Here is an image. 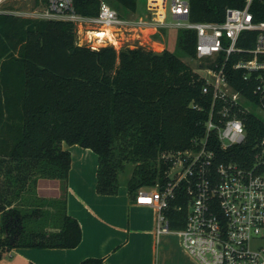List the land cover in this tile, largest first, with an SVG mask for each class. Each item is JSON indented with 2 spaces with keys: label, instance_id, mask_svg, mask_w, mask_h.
<instances>
[{
  "label": "trees",
  "instance_id": "16d2710c",
  "mask_svg": "<svg viewBox=\"0 0 264 264\" xmlns=\"http://www.w3.org/2000/svg\"><path fill=\"white\" fill-rule=\"evenodd\" d=\"M45 2V0H42ZM101 0H74L76 12L97 14ZM119 15L137 8V0H109ZM245 0H189L191 20L221 21L228 6ZM255 20H264V0H252ZM165 30V29H161ZM254 31H243L239 46L253 43ZM196 33L177 29L181 53L195 57ZM224 64L235 90L251 94L253 81ZM219 62H222L219 59ZM203 76L164 47L143 45L116 49L112 44H80L71 21L0 13V258L14 247H75L82 229L66 210V195L42 203L32 186L38 177L67 181L70 152L62 143L79 144L98 155L96 191L115 194L119 173L133 163L125 182L130 198L142 187L164 181V151L192 145L205 133L211 103L202 92ZM193 104L199 105V108ZM251 139L264 131L253 112L240 114ZM36 197V198H35ZM38 198H40L38 196ZM186 197L177 195L166 213L171 228L182 227ZM59 203L54 207L51 203ZM180 204L181 209L174 206ZM56 225H36L44 207ZM77 264H105L88 256Z\"/></svg>",
  "mask_w": 264,
  "mask_h": 264
},
{
  "label": "built area",
  "instance_id": "2783aa9c",
  "mask_svg": "<svg viewBox=\"0 0 264 264\" xmlns=\"http://www.w3.org/2000/svg\"><path fill=\"white\" fill-rule=\"evenodd\" d=\"M73 1L46 0L34 17L71 21L76 32L97 33L104 27H112V33L195 31L194 59L205 79L202 92L211 94L205 133L193 138L189 147L162 152L167 164L164 181L142 187L136 202L154 207L156 236L178 234L197 264H264V131L249 139L240 115L253 112L264 125V20L254 19L252 0L242 7H226L221 21L191 20L189 0H145L144 11L136 16L119 15L105 0L97 14L82 15ZM243 31H254L251 46L237 44ZM233 54V67L254 83L251 94L233 89L227 81L224 64ZM177 195L187 198V214L182 227L171 228L166 211Z\"/></svg>",
  "mask_w": 264,
  "mask_h": 264
},
{
  "label": "crops",
  "instance_id": "0c3cea01",
  "mask_svg": "<svg viewBox=\"0 0 264 264\" xmlns=\"http://www.w3.org/2000/svg\"><path fill=\"white\" fill-rule=\"evenodd\" d=\"M62 146L70 152L66 210L80 223V242L72 248L14 247L0 264H77L88 256L103 257L105 264H197L176 235L156 236L154 207L130 198L126 183L115 194L96 192L98 155L92 149Z\"/></svg>",
  "mask_w": 264,
  "mask_h": 264
},
{
  "label": "rangeland",
  "instance_id": "374dc122",
  "mask_svg": "<svg viewBox=\"0 0 264 264\" xmlns=\"http://www.w3.org/2000/svg\"><path fill=\"white\" fill-rule=\"evenodd\" d=\"M104 2L111 5L109 0H105ZM42 3H43L42 0H5L0 3V9H3L8 13H13L14 15L34 18L35 16L34 12L39 9H42L40 7ZM37 5L40 6L36 7ZM144 9H145V0H137V8L134 11H127L126 14L129 15L132 14V16H136L139 13L143 12ZM114 30L116 33L115 32L113 33L114 40L112 42H110L107 37L100 38L99 36L94 35L93 34L94 32L86 31V30L81 32H76V35L78 34L77 40L80 43H88L89 45L95 47L105 45L107 43H112V45H114V47L117 50L124 47H134L136 45H143L146 48L153 49L154 51H161L164 47H167L174 53L178 54L181 57V59L185 61L193 70L201 71L199 70L200 65L198 64L196 59H194V57L181 53L180 49L178 48L176 44V31H177L176 28H167L164 31L138 29L137 31L123 32L122 30L119 31V29H114ZM260 116L264 119V113H260ZM133 166H134L133 163L130 162L125 164V167L119 173L120 182L125 183L128 180V178L131 175ZM32 189L34 195L37 196V198L35 197L37 201L38 199H41L40 201L42 203L45 202L49 203L51 202L50 200L52 199L55 200L62 199L64 194L67 197L68 185H67V181H65L60 176L38 177L36 182L33 184ZM38 196L40 198H38ZM51 204L54 207L59 206L58 202ZM43 207L44 210L42 215L38 217L37 220H35L37 222L36 225L42 228L54 227L56 225V220L55 218L52 217V214H54L58 208L55 209L54 212L52 211V213H50L48 210L45 209L46 205H43ZM171 234L176 235L178 237V240L180 241V237L178 234L176 233H171ZM261 243L264 245V240H262ZM193 259L196 261L194 257Z\"/></svg>",
  "mask_w": 264,
  "mask_h": 264
},
{
  "label": "bare ground",
  "instance_id": "6f19581e",
  "mask_svg": "<svg viewBox=\"0 0 264 264\" xmlns=\"http://www.w3.org/2000/svg\"><path fill=\"white\" fill-rule=\"evenodd\" d=\"M112 30H113L112 27H104L103 29L99 30V32L93 33V34L96 35V36H99L100 38L101 37H108L109 36L111 38V40H114L113 39Z\"/></svg>",
  "mask_w": 264,
  "mask_h": 264
}]
</instances>
